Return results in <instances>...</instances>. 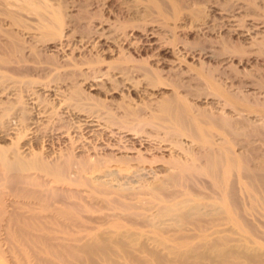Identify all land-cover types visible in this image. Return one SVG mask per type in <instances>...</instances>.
<instances>
[{
	"label": "bare ground",
	"instance_id": "1",
	"mask_svg": "<svg viewBox=\"0 0 264 264\" xmlns=\"http://www.w3.org/2000/svg\"><path fill=\"white\" fill-rule=\"evenodd\" d=\"M81 1L84 2L81 3ZM190 1L195 5L194 7H191ZM238 1H243L245 4L246 16L250 15L251 19H259L264 22V0L261 3L256 0ZM133 2L137 7L128 8V16L117 26L118 30L126 35L125 29L127 27L134 28L133 30L140 31L147 40L149 33L152 34L158 30L163 41L161 48L155 55L158 56L160 51L167 47L177 51L184 48L189 54L198 50L202 55L207 51L210 52L209 49H206L207 44L213 46V43L216 42L218 45L208 55L210 59L215 60V64L200 62L199 66L189 68L191 73L195 75V77L190 76L194 82V86L191 85V87L190 81L183 79L184 75H188L184 71H174L172 76L170 74L164 75L162 69L157 66L149 69L141 61L133 59L129 55L119 56L111 65L112 69L120 70L122 75L128 72L129 76L127 75L125 79L129 81L132 71L141 75V79H131L134 87L143 81L151 89L169 88L171 90L170 93L156 100L140 98L139 103L135 101L137 102L136 105H131L132 99L130 97L128 102L122 100L117 103V108L122 110L121 114L114 113L111 107L102 100L98 101L97 99L95 103L97 107L104 108L103 119L105 124L109 127L117 125L119 133L126 131L127 134H136L137 137L145 133L150 140L171 142L172 153L168 152L169 158H164L165 156L156 153L150 158L145 157L143 153L137 157L127 156L124 153L123 155L108 153L106 151L107 144L104 146L102 143L107 139L105 138L106 132L103 130L102 132L100 130L95 131L91 127L94 122L91 116L97 117L96 120L98 121L101 115H93L95 111L88 108L90 111L81 119L79 115H76V112H72L68 108L72 106V109L81 110L83 108L80 107L82 104L80 100L93 98L90 95L88 97V94H86L87 96L84 95L81 86H77L75 71L72 70L63 74L49 72V69L58 70L59 67L68 65L66 60L64 63H58L57 54L46 53L50 48L49 43L56 41L60 45L59 50H64V47L71 41V36L64 39L65 34L63 32L68 21H73L71 24L75 31L79 32L81 38H86L80 40L81 45H84L93 37L95 30L89 25H82V21L91 17H96V20L99 19L102 15L101 11L90 15L87 9V6L91 4L89 0H0V139L3 142L5 130L9 127L7 122L11 121L14 116V120H16L14 123L10 122L15 126L13 127L16 131L13 134L15 139L8 142V145L6 143L0 145V225L3 223L7 226L43 225L44 227L55 224V226L62 225L61 227H63V225L68 226V224L70 226L71 223L76 225L83 217L89 219L81 213L83 211L81 208L84 207L86 210V206L90 205L88 208L91 209L93 207L91 203L86 204L82 195V198L80 196L79 199L83 200V204H80L81 201L78 203L75 200H70V198H76L78 194L72 193L71 190V192L64 194V191L61 192L55 187L58 183H66L88 186L89 195L93 194L86 196L90 197L88 202L93 199L101 201L102 204L103 201H106V203L110 202V205H115L117 200H126V203L131 199L139 203V200H144L141 194H148L149 199L151 195V198L155 197V201L158 200L163 205L158 210L156 209L157 213H150V217L149 214L148 217L144 215V218L146 217L145 219L148 220L143 221V216H140L138 221H154L161 216L160 221L163 218V223L166 221L165 223L170 226V220L171 223L172 221L181 222L205 214L206 217H210L208 216L210 214L213 216L209 218L213 221V225L214 222L217 224L225 223L226 225L229 223L228 225H230L228 231L226 229L228 232L226 234H221L222 231L219 229L221 231L220 235L217 236L219 239H231V234H237L236 237L241 235L242 239L246 235L242 237L243 230L246 231L249 228L250 232L251 230L254 231L253 228L250 230L252 225L246 214L255 216L256 214L253 215L255 206L262 205L264 207V34L260 38L252 37L247 45L244 43V38L250 34V27H246L245 30L248 32L239 34L240 37L236 40L232 37L233 34L229 32L219 39H181L176 34L175 28L184 24L187 18L191 27L196 24L204 25L207 27L208 33L212 32L215 26V24L206 25L207 14L203 10L204 6L198 5L200 0H133ZM215 2L221 5L225 11H234L232 0L225 2L215 0ZM72 5L80 6L79 12L74 17L67 13V9ZM187 7L189 8L185 11ZM153 22L156 24H151ZM245 24L244 17L238 19V26L243 27ZM154 25L157 26L156 29L153 28ZM168 26L171 29L170 32L164 29ZM100 56L101 54L98 53L94 57L84 59V62L88 63L91 69L92 65L102 62ZM69 59L74 60L73 57ZM151 59L157 61L159 58ZM130 61L133 62L134 66L131 68V74H129L130 67L128 66ZM223 61L230 63L227 68L221 69L219 65ZM72 64L76 65L75 62ZM47 68L48 70H46ZM88 76L85 73L83 79L86 80ZM67 79L70 81L68 96L64 95L63 98H58V101L41 95L36 89L37 86H48L51 82H56V85ZM120 86L119 81H114L111 88L119 89ZM203 98H210V105L202 106ZM212 101L215 102L212 103ZM62 106L68 108L69 116H71L68 122H65L64 118L62 119L56 111L58 107ZM45 117L46 120L42 121ZM42 122L46 123L42 125ZM33 123H37L35 131H32V126H30ZM40 125L43 127L39 128ZM38 128L39 131L43 129L44 131H41L43 133L31 135V138H34L29 140L27 136L31 132L37 133ZM61 137H67L69 142L64 148L60 146L65 141H61ZM186 140L191 144L185 143ZM109 142L112 141L109 140ZM159 145L151 147V149L161 153L164 149ZM122 146L124 147V145ZM26 149H28L27 152H25ZM152 180H157L158 183L154 181L153 184L151 183ZM192 191H197L200 197L202 196L200 193L205 191L207 195L203 198H206L207 202L201 200L202 203L193 202L190 198H177V196L186 194L190 196ZM68 193L71 194L68 195ZM193 194L195 195V193ZM112 195L117 196L118 199ZM209 197L212 200L208 202ZM126 198L130 199L127 200ZM5 199L9 202L5 203ZM189 199L192 203L189 202ZM98 201L94 202L99 205ZM123 201L122 203H124ZM134 201L129 202L132 203L133 207L139 206L136 205V202L133 204ZM94 202L92 203L94 204ZM125 203L120 204L123 209L127 205ZM107 206L110 208L109 205ZM144 207L146 208V206ZM151 207L154 208L155 206L152 205ZM100 208L102 209V206ZM100 208L99 210H101ZM126 208L128 209V206ZM143 208L142 210L145 211L146 209ZM147 208L150 209L149 206ZM131 212L134 211L131 210ZM131 212L129 213L131 214ZM108 213L106 212L107 215ZM85 214L87 213L85 212ZM103 214L105 215L104 212ZM103 214L101 211L102 218ZM125 214H123L124 217L121 215V218H125ZM118 215L114 218L110 217L112 218L110 219L112 226L113 220L115 221H113L114 224L124 223L125 226L127 220L128 222L131 220L136 222L138 219L136 215H134L135 218L131 215L133 218L130 220L127 219L129 216H126L127 220L122 219L125 221L122 223V220L117 222L120 220V215L119 217ZM151 215L153 216L151 217ZM105 217L107 216L105 215ZM102 218L98 220L105 221ZM110 220L108 224H110ZM257 224L255 223V226ZM242 225L248 228L241 227ZM107 229L105 230L108 231ZM125 229H123L124 234L121 235L129 238L128 233L131 231L127 233ZM127 230H129L128 227ZM151 230L153 231V229ZM102 233L103 230L100 234ZM104 234V237L99 234L96 236L107 239L105 237L107 233ZM113 234L107 236L111 238ZM254 234L256 235V233ZM78 236L81 237V235L76 237ZM247 237L245 238L247 239ZM94 238H91L93 239L92 242L95 241ZM99 238L98 244H100V240H104L103 238L99 240ZM82 243L81 245L86 244ZM101 244L99 246L102 248ZM125 246L127 247L126 244ZM100 247L95 249L96 247L89 245L88 249L84 247V250H87V253H89L88 251L94 253L99 251ZM111 248L114 249V247ZM81 250L84 251L82 248ZM57 251L55 253L53 251L52 254L58 259H62L60 251ZM257 253L259 252H256V255H258ZM253 254L252 256L255 255Z\"/></svg>",
	"mask_w": 264,
	"mask_h": 264
},
{
	"label": "rangeland",
	"instance_id": "2",
	"mask_svg": "<svg viewBox=\"0 0 264 264\" xmlns=\"http://www.w3.org/2000/svg\"><path fill=\"white\" fill-rule=\"evenodd\" d=\"M89 1L91 2V4L87 6L89 14L92 15L98 11H101V14H102L97 20L95 19L96 17H91L89 19H85L82 21V25H89L91 27H94L95 33L93 34V37H91L87 43H85L84 45H81L82 42H80V40L81 39L84 40L86 38L85 37L81 38L79 32L75 31L74 26H72L71 24L73 21L72 22L68 21L64 29V32H63L65 34L63 38L65 39L71 36V41L68 43V45L64 47V50L62 51L59 50L60 45L58 44V42L52 41L49 43L50 44L49 50L46 52L51 55L57 54L58 55L57 58L59 59L58 63H64V60H66L67 61L66 64L68 65L66 67H59L58 70L55 69L58 72H56L54 69H49V72H51L52 74H56V73L63 74V73H68L72 70L75 71V75L77 76V80L75 81V83L77 84V86L78 85L81 86V89H83L84 91L83 93H85L84 95L88 94V97L90 95L94 99L93 98L92 99L82 98L80 100V103H82L80 107L83 109L81 110H77V108L72 109V106H69L68 108H70L72 112H76V115H79L81 119L84 118L87 115V112H89L90 110L95 111L93 115H96V114H99V116L101 115L98 121L96 120L97 117L91 116L93 117V121H94L91 127L95 131L100 130L102 132L103 130L104 132H106L105 138L107 139H105L104 142L102 143L104 146L105 144H107L108 147L106 146L107 147L106 151L108 153H113L114 155H121V154L123 155L124 153L125 155L127 156L130 155L132 157H137L143 153V155L145 154L144 155L145 157H149V158L150 156L152 157V155L157 154V155L165 156L164 158H169L168 156L172 153V150L170 149V147L172 146L171 142H157L155 140H150L145 133H143V135L140 137H137L136 134H127L126 131H121L119 133V129L116 127L117 125H112L111 127H109L107 126V124H105V120L103 119L104 114H105L104 108L102 109L100 106L97 107L95 103L97 99L98 101L102 100L107 106L111 107V110L114 113L121 114L122 110L120 108H117V103H119L122 100H124L125 102H128L130 99H132L131 105H136L137 102L135 101H138L139 103L140 98H143L145 100L147 99L156 100L157 98H160L161 96L171 92L169 88H162L159 90L151 89L149 88L150 86L146 85L143 81H141V83H139L137 87H134L133 83H131V79H141L142 77L141 75H138L137 73H135V71H132L133 73L132 75H130L131 79L129 81L125 79L128 75V72L127 74L122 75L120 70H118L117 68L112 69L111 67L114 61H116V59L121 55H127V56L129 55L133 59L141 61L149 69H153L154 67L157 66L159 69H162V72L164 75L170 74V76H172L174 71H178V70L184 71L185 74H188V75H184L183 79L190 81V87H191V85L194 86V82L192 79H190V76L195 77V75L191 73V70H189V68L199 66L200 62H205L207 64H215V60L210 59L208 55H210L211 52L215 48H217L218 46L217 43L214 42L213 46H209L207 44L206 49H209L210 52L207 51L206 53L202 55L201 53H199L198 50H194L191 54H189L188 51H185L186 49L184 48H181L179 51H177V50H171V48L167 47L161 50L160 54L157 56L155 55V53L159 51L162 45V41H163V39L161 38V33H159L158 30L152 34L149 33L147 36L148 40L145 38L143 34H141L140 31L133 30L134 28L127 27L125 29V32L127 33L126 35L122 34L121 31L118 30L117 26L120 24L122 20H125L126 17L128 16L127 15L128 8L134 9L137 7L134 5L133 0H89ZM217 1L225 2L228 0H217ZM232 1L234 5L233 6L234 11L228 12L222 9L221 5L217 4L215 0H200V2H198V5L204 6L203 10L207 14L206 15V20H207L206 25L212 26L213 24H215L212 32L208 33L206 31L207 27H204V25H200V24H196L193 27H191L189 23V19L187 18L184 24H182L179 28H175L176 34L181 39H189V40H192L193 38L219 39V37L226 35V33L229 32L230 34H233L232 37L234 38V40H236V38L240 37L239 34L241 33L246 34L248 32L245 30L246 27H250L251 28V30L249 31L250 34L249 35L247 34L246 38H244V43H246L247 45L252 40V37L260 38V36L264 34V22H261L259 19L253 20L251 19L250 15L246 16V13L244 10L245 4L243 3V1H238V0H232ZM256 1L258 3H261L262 0H256ZM83 2L84 1H81V3ZM190 4H191V7L195 6L191 1H190ZM82 7L83 5L81 6V8ZM188 8L189 7L185 8V11H187ZM79 9H80V6L72 5L71 7L67 9V13L70 14L71 17H74V15H76L79 12L78 11ZM241 17H244L245 22H246L245 26L243 27L237 25L238 19ZM151 24H156V22H153ZM153 28L156 29L157 26L154 25ZM164 29L167 32H170L171 30L169 26ZM237 31H239V33H237ZM98 53L101 54L100 58L102 59V62L96 65H92V68L90 69V67L88 66V63L84 62V59L88 57L90 58L94 57ZM70 57H73L74 60L69 59ZM151 58H159V59L156 61V59H151ZM72 62H75L76 65L74 66ZM134 63H137V62H134ZM229 63L230 62L223 61L219 65V67L221 69L227 68V65ZM128 66L130 67L129 74H131V68H134L133 62L130 61V64H128ZM46 70H48V68ZM85 73L86 75H89L86 80L83 79ZM114 81H117V82L119 81V85L121 84L120 86L121 88L112 89L111 87ZM55 83L56 82H51L49 83L48 86H45V85L37 86L36 89H38V92L41 93V95L47 96L49 97V99L54 98V101H56L58 98L59 99L63 98L64 95L68 96V93L70 91L69 79L65 81H61V83L59 82L56 85ZM205 100L208 101V103H206ZM210 101H211L210 98H207V99L203 98L201 105L208 106L210 105L209 103ZM213 102L215 101H212V103ZM68 108L62 106L56 109L59 116H61L62 119L64 118L63 120H65V122H68L69 117H71L69 116ZM88 108L89 109L91 108V109L88 110ZM14 118L15 116L12 117L11 121L7 122L8 123L7 125L9 126L8 128L10 130L7 128L5 130L6 134L2 133V134H5V140L3 142L0 139L1 140L0 145H5V143L8 145V142H11V140L15 139L14 138L15 135H13L16 132L15 129H13V127L15 126L14 124H10V122L14 123V121H16L14 120ZM45 120H46V117L43 118L42 121H45ZM54 121L56 120L54 119ZM45 123L46 122L44 123L42 122V125H44ZM36 124L33 123V125H30L32 126V131H35L36 129L35 126H37ZM42 125H40L39 128H42L43 127ZM39 128L37 130V133L33 132L34 133L33 134L31 132L27 136L29 137L28 138L29 140L34 138V137L31 138V135L35 136V135H40L43 133L41 132L43 129L42 130L40 129L39 131ZM120 135L122 138L120 137ZM61 138H62L61 141L65 140L62 142L63 144L62 143L60 144V146L64 148L69 142L67 140V137H61ZM108 139L112 142L110 143ZM140 140L142 141L140 142ZM185 143L191 144V142H187V140L185 141ZM122 145H124L125 148L127 146L126 148L127 150ZM157 145L161 146V148L164 149L161 153L157 151L155 152L151 149V147H155ZM116 146H117V150H116ZM120 147L121 148L123 147V148L121 149ZM27 151L28 149H26L25 152ZM157 180H160V179H157ZM157 180H152L153 182L151 183L153 184L155 182L158 183ZM63 184H66V183H63ZM63 184L58 183L55 185V187H57L59 191L61 190V192L64 191L63 192L64 194H67V192H71V191L72 193L78 194L76 198L73 197V198H70V200H75L78 203L79 201L82 202L83 200H86V204L88 203L92 204V206L94 207V208L92 207L93 209L88 208L90 207V205L86 206L89 209L88 211H87V208L86 210H84L85 209L84 207L81 208L83 210L81 211V213H83L87 218L89 217V219H86V218L84 219L83 217L82 219L86 221L80 219V222L79 223L77 222L78 224L76 225L75 223L74 225H72L71 223L70 226L68 224V226L63 225V227H61L62 225L55 226V224L45 225L44 227L43 225H40V226H31V225L30 226H26V225L25 226H22V225L21 226L20 225L9 226L8 225L7 226V224L2 223L0 225V264H264V212H262L264 211V207H262V205L255 206V209L253 210V213H254L253 215L256 214L255 216L246 214L247 218L250 220L249 221L250 224L252 225L250 230L253 228L255 232L252 230L250 232L247 226L244 227L242 225L241 227L248 228L246 229L247 232L243 230L242 228V230L244 231L241 233L242 237L246 234L244 238H242L243 240L240 237L241 235L240 236L238 235L237 236L238 239H236L237 234L236 235L233 234L234 236L231 234V239L230 238L229 239L227 238L219 239L217 236L220 235L221 231H222L221 234H224V233L226 234V232L228 231V228H230L229 227L230 225H228L229 223L227 224L228 226L225 223L224 224L220 223L221 224L220 225L219 223L217 224L216 222H214V225H213L212 223L213 221L209 219L213 216H211L210 214H208V216L210 217H206L207 215L205 214V215H200L201 217L197 216L196 218L185 219L184 221H181V222L172 221L171 223L170 222L171 220L170 221L167 220L169 221L170 226H168L169 224L165 223L166 218L164 219L165 221L164 223H163V218L161 219L162 222L160 221L161 216L159 219H155L154 221L152 220L149 222L148 221L143 222V221L148 220V219H145L146 217H148V214L150 217V213L151 214L157 213V210L161 207V205H163V203L159 202L157 199L156 200L158 202L155 201V197L151 198V195L149 196L150 197L149 199L148 194H144V195L141 194L144 198L142 196L141 197L145 201L139 200V203L136 200L134 201V199L129 200L130 202L134 201L133 204L136 202L137 204L136 203L135 204L139 205L140 207L139 206L133 207L132 203H130L129 201L125 203L126 200L119 201L117 200L118 199L117 196L112 195L113 197L115 196L114 198H117L116 199L117 201H115L116 204L117 202H121L120 203L121 205H123L124 203L125 205L127 204L126 206H128V209L124 205L125 206L124 207L125 210H124L123 206H121L119 203H118L119 206L118 204L110 205V202L106 203V201H103L104 203L102 204L101 201L93 200V199H91L92 201L90 200V202H88V198L90 197H86V196L93 195V194L89 195L88 192L90 191L88 190L90 189H88V186L86 187L85 185H74V184H66L64 186ZM59 186L61 189L59 188ZM78 186L83 187V188H79ZM75 187L76 189H74ZM204 192L200 193L202 194L201 197L197 194L198 193L197 191H194L193 193H195V195L193 193L191 194L189 193L190 196L186 194L188 196L180 195L181 197L177 196V198H180V199L190 198L193 202H201V201L207 202V199L203 198L204 196L207 195L206 193L207 191L205 192V194ZM69 194L71 193H68V195ZM81 195L83 196V200L79 199ZM192 197L194 198L192 199ZM7 199L4 200L5 203L9 202V201L7 202ZM126 199L128 200L130 198H126ZM190 199H189V202L192 203ZM211 200H212L211 197H209L208 202ZM94 201L96 202L98 201L99 205L98 203L96 204V202ZM122 201L124 203H122ZM141 201L142 203H140ZM92 202H94L95 206H98V207H95ZM153 202H155L156 204ZM80 204H83V202ZM106 204L109 205L111 209L107 208L108 206ZM143 204H145L144 206H146V208L143 206ZM151 204L155 206L154 207L155 209L151 207L152 206ZM101 206H102V209L100 208ZM147 206H149V208L151 207L152 210L151 208L148 210ZM143 207L146 209L145 210L146 212L142 210ZM95 208H96V211H94ZM99 208L101 210H99ZM136 208H137V211H135ZM110 210H113V211H110ZM131 210L137 213L136 214L134 212L132 213ZM101 211H102V214L104 212L105 215L107 216L105 217V215L103 214L104 219L102 218ZM105 211L107 213L108 212L110 213V214L108 213L109 216L106 214ZM128 211L131 212V214ZM85 212L87 214H85ZM120 212H125L126 214L125 213L121 214ZM112 213H113V216H111ZM119 213L121 215L125 214L126 216H129L130 218L127 217V219L129 220L133 218L134 215H136L138 219H136V222L132 220L131 222L130 221L128 222V220L126 219V216L125 218H123L124 217L123 215V217L121 218V215ZM83 214L82 216H84ZM116 214L120 215V217L118 215L120 220L117 222H120L122 219L127 220V222L123 220L121 221L122 223L125 222V226H124V223L123 224L119 223L121 224L120 226L117 223L118 224V227H117V224L116 223L114 224L115 222L114 220H113L114 222L112 221L113 226L111 225L110 219L114 218V216L116 217L117 216ZM131 215L133 217H131ZM144 215H146L145 218H144ZM140 216L141 217L143 216L145 220L141 218L143 221L142 220L138 221L140 219ZM152 216L153 215H151V217ZM250 216L251 218H249ZM99 218H102V220H105L103 221L104 223L101 222V220H98ZM254 219L256 220L254 221ZM87 220H89L88 221L89 223L87 222ZM109 220H110V224H108ZM85 222L86 224H84ZM134 222L138 224H135ZM139 222H142V223H139ZM129 223H131L130 224L131 226L130 225L128 226ZM255 223L256 224L258 223V224L255 226ZM88 224L90 225L92 224V225L90 226ZM108 227L112 229H109ZM127 227L129 230H127ZM60 228H61V231H60ZM105 229H107L108 231H106ZM123 229H125L127 233L131 231L133 235L131 233H128L129 238H125V236L121 235V234H124ZM151 229H153V231ZM72 230L73 231L75 230L74 233ZM102 230H103V233L100 234ZM63 231H66V232H63ZM87 231L88 233L90 232L92 233L88 235V233H86ZM252 232L256 233V235ZM45 233L46 234L48 233L47 234L48 237L46 236ZM53 233L54 235H52ZM94 233H95V236L99 234V235H102L103 237L105 235L104 233H107L108 236H111V234L114 233L112 235L114 238L113 237L110 238L106 235L105 237H107V239L109 238L107 240L106 238L104 239L102 236L98 235L101 239L102 238L104 239L103 240L104 242H103L97 236L95 239ZM76 234L81 235V237L80 238L79 236L76 237L77 236ZM247 234H249L248 237H247ZM74 236L76 240L74 239ZM43 237H46L47 239L46 238L43 239ZM90 237L95 239L94 241L95 243L92 242L93 239H91ZM245 237H247V239ZM98 238L100 240V244L102 243L101 245H102L103 250L99 246L100 245L98 244L99 242H97ZM116 238L118 239L116 240ZM105 240H107L108 242ZM118 240L122 243H120ZM82 242H84V244L86 243L87 245L86 244H85L86 246L81 245L83 244ZM96 243L98 246L96 245ZM125 244L127 245V247L125 246ZM89 245L96 247L95 249H97V247L98 248L100 247L101 249L100 250L98 249L99 251L94 252L95 254L93 252L91 253L90 251H88L89 253H87L86 252L87 250L85 251L84 249L85 248L88 249L87 247ZM111 247H114L115 250ZM81 248L84 250L83 252ZM57 250L60 251L63 257V258L61 257L62 259L60 258L58 259L57 257H55L54 254H52L53 251L54 253L58 252ZM109 251L111 252L109 253ZM253 252L255 255L253 254ZM256 252H259L257 253L258 255H256ZM244 254L247 255V258H246V255ZM252 254L254 256H252Z\"/></svg>",
	"mask_w": 264,
	"mask_h": 264
}]
</instances>
